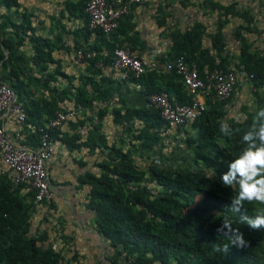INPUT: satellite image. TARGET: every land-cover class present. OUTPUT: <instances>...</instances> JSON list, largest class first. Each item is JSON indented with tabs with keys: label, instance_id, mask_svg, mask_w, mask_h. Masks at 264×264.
<instances>
[{
	"label": "trees",
	"instance_id": "1",
	"mask_svg": "<svg viewBox=\"0 0 264 264\" xmlns=\"http://www.w3.org/2000/svg\"><path fill=\"white\" fill-rule=\"evenodd\" d=\"M86 3L83 0V11ZM182 4L190 3L184 0ZM204 8L218 12L216 31L207 34L206 27L199 23L185 32L171 33L170 50L160 58L159 71L139 79L130 73L127 79L142 86L140 91L147 103L129 107L122 99V106L111 110L101 106L113 100L119 90L114 80L104 77V70L116 68L115 50L123 47L117 37L124 18L110 36L92 31L98 40L94 46L80 49L95 52L96 57L81 62L86 66L85 74L75 85V77L63 72L61 65L51 70L56 62L53 47L32 35V7L23 6L19 0H0V82L15 92L28 120L45 126L57 112L67 110V102L74 103L76 109L96 112L98 121L93 123L88 140L81 145L71 138L67 143L71 150L86 147L91 153L100 152L97 171L86 173L80 182L89 188L86 207L95 215L96 232L114 252L113 264H264V229L251 230L239 219L254 215L264 205L245 202L239 212L233 211L231 199L238 185L225 187L221 181L228 163L245 147L243 134L256 112L264 107V50L255 48L250 40V35L260 34L257 17L251 10L239 8L238 3L223 6L209 1ZM86 18L89 29L87 14ZM233 19L240 20L234 34L239 44L234 64L226 50L224 34ZM166 20L165 13L158 19L160 25ZM205 36L211 39L210 47L204 45ZM180 58L195 65L203 79L216 69L234 72L238 79L239 74H244L254 89L257 111L244 120L227 119L224 106L235 91L227 102L208 99L207 111L188 124L193 133L188 125L177 126L164 120L150 104V95L168 93L172 102H192L181 77L165 73L162 68ZM32 66L42 73L41 78L32 75ZM58 76L69 84L58 87ZM110 112L114 123L122 128L121 137L112 145L103 133ZM221 121L229 124L231 135L221 134ZM26 141L36 148L40 134L29 135ZM164 149H168V156H162ZM11 172L0 171V264H81L77 253L69 259L63 249H56L49 233L32 234L35 195L27 185L14 186ZM225 217L233 228L243 232L249 242L247 247L237 248L217 233ZM61 240L67 245L71 239L62 235Z\"/></svg>",
	"mask_w": 264,
	"mask_h": 264
},
{
	"label": "crops",
	"instance_id": "2",
	"mask_svg": "<svg viewBox=\"0 0 264 264\" xmlns=\"http://www.w3.org/2000/svg\"><path fill=\"white\" fill-rule=\"evenodd\" d=\"M23 6L32 7V27L36 35L50 42L53 47V57L56 65L62 66V71L73 78L74 84L79 85L84 77L86 66L77 60L76 51L80 48L94 46L98 35L88 29L86 12L83 11V0H19ZM184 0H144L134 5L130 14L121 21L117 40L123 48L133 49L146 64L157 61L167 55L171 46L170 34L174 31L185 32L196 24H203L207 34L216 31L218 12H211L204 8L209 1L228 6L238 3L239 8L249 9L257 17L259 35H250L255 48L264 50V0H187L190 4L184 6ZM165 13L167 20L164 25L159 24V17ZM240 20L233 19L224 29L226 50L230 53L233 64L239 54V44L234 34ZM114 38L111 39V41ZM204 45L211 46V39L204 38ZM32 44V58L35 51ZM227 55V53H226ZM33 65V64H32ZM104 77L116 82L117 91L109 103L101 107L111 110L122 106L121 100L129 107H142L147 103L146 97L136 88V84L123 78V72L115 67H107ZM32 75L38 79L42 73L36 66H32ZM56 85L66 87L69 81L58 76ZM41 92V91H38ZM254 89L244 74H239L238 86L232 100L225 106L227 119L244 120L248 114L257 111V104L253 95ZM66 111H75V117L69 119L55 135L53 158L48 163L50 184L54 191L51 203H42L33 212L32 234L49 233L50 242L56 249H63L67 258L79 255L81 264H113L111 257L114 252L102 237L96 232L95 215L87 207L89 188L80 182L86 173L96 172V163L101 160L99 150L91 153L86 147L71 150L67 141L76 138L77 144L83 145L88 140L93 123H97L96 112L86 109H76L74 103H66ZM95 108V111H98ZM60 112V111H59ZM94 119V121H93ZM190 124V123H189ZM2 126L8 137L16 144L32 148V142L27 137L18 139L16 131L20 124L7 112L0 115ZM188 130L193 133L191 126ZM103 133L109 145L116 143L121 137L122 128L114 123V116L110 112L105 118ZM79 138V139H78ZM162 156H168V149H164ZM8 166L0 156V171L7 172ZM14 175L13 172H11ZM69 237L67 245L61 240ZM73 250L74 253H70ZM119 264H131L121 261Z\"/></svg>",
	"mask_w": 264,
	"mask_h": 264
},
{
	"label": "built area",
	"instance_id": "3",
	"mask_svg": "<svg viewBox=\"0 0 264 264\" xmlns=\"http://www.w3.org/2000/svg\"><path fill=\"white\" fill-rule=\"evenodd\" d=\"M144 0H87L85 12L89 19V29L110 36L119 28L120 20L130 14L134 5ZM77 60L82 62L96 57L95 52L78 50ZM102 67V64H100ZM115 66L123 72L127 79L133 73L139 79L148 72L159 71L161 65L154 61L146 64L130 48L117 47L115 50ZM165 73H175L181 77L192 102L185 105L172 102L168 93L152 94L150 104L160 111L164 120L177 126H187L200 118L207 111V100L227 102L234 95L238 77L234 72L216 69L209 72L205 79L201 78L195 65H190L184 58L163 65ZM250 80V79H249ZM141 90L142 86L136 84ZM9 113L19 124L16 137L21 139L40 134V143L36 148L16 145L0 126V156L8 168L14 173L13 184L16 187L27 185V189L35 195L34 204L38 208L44 202L54 199V191L50 184L48 163L53 158L55 137L53 132L60 129L69 119L75 117V111L57 112L56 116L45 126H37L28 120L22 103L17 102L15 92L5 83L0 82V115Z\"/></svg>",
	"mask_w": 264,
	"mask_h": 264
},
{
	"label": "clouds",
	"instance_id": "4",
	"mask_svg": "<svg viewBox=\"0 0 264 264\" xmlns=\"http://www.w3.org/2000/svg\"><path fill=\"white\" fill-rule=\"evenodd\" d=\"M220 132L229 136L233 130L227 122L221 121ZM242 141L245 147L228 163V171L221 176L223 186L238 185V192L231 199V208L235 212H239L245 202L264 205V107L256 112L250 128L242 136ZM239 219L240 223L246 224L251 230L264 229V208L251 216L242 215ZM217 233L226 236L237 248L248 246L249 242L244 239L243 232L233 228L227 217Z\"/></svg>",
	"mask_w": 264,
	"mask_h": 264
}]
</instances>
